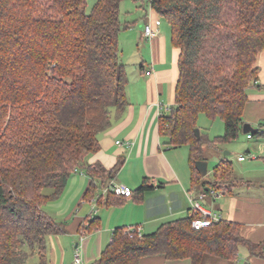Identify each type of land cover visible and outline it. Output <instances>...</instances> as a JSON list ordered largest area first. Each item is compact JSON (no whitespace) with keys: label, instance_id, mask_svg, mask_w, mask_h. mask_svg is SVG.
<instances>
[{"label":"trees","instance_id":"obj_1","mask_svg":"<svg viewBox=\"0 0 264 264\" xmlns=\"http://www.w3.org/2000/svg\"><path fill=\"white\" fill-rule=\"evenodd\" d=\"M123 1L97 0L87 12V0H0V264H29L36 255L46 264L47 237L66 227L44 206L61 198L82 165L93 178L88 201L96 196V180L105 183L122 165L86 163L129 103L120 48L128 27ZM149 6L169 23L179 50L175 103L160 116L161 132L170 145L190 147L194 188L231 195L250 182L236 174L231 159L216 164L212 180L196 161L208 160L205 144L220 149L243 131L247 90L259 79L264 50V0H149ZM201 112L222 118L224 134L198 137ZM247 134L259 138L264 131L259 126ZM151 187L145 178L136 191ZM197 216L191 209L142 235L117 227L91 264H139L152 255L191 264H203L207 255L234 261L244 246L264 255V242L242 236L239 223L221 219L197 229ZM95 220L82 230L97 227Z\"/></svg>","mask_w":264,"mask_h":264},{"label":"crops","instance_id":"obj_2","mask_svg":"<svg viewBox=\"0 0 264 264\" xmlns=\"http://www.w3.org/2000/svg\"><path fill=\"white\" fill-rule=\"evenodd\" d=\"M139 23L141 31L134 30L132 40L147 41L149 52L144 59L138 60L139 67L133 75L127 69L129 103L121 116L113 118L111 127L100 134V149L89 155L86 163L99 162L107 169L120 161L122 165L105 183L96 180L98 189L92 201L84 199L93 178L82 165L69 178L65 194L59 201L44 206L52 217L65 222L66 227L64 233L47 237L46 264H75L76 247L83 255L84 264H91L110 243L117 227L139 226L142 234L150 233L162 222L185 216L192 209V201L221 213L223 219L239 223L242 236L253 243L264 242V178H245L250 182L237 186L231 195L194 188L190 147L183 148L186 144L172 146L162 134L160 116L168 113L175 103L179 50L172 44L169 23L155 10ZM146 23L154 28V36H146ZM258 65L259 79L247 90L249 101L244 121L264 131V50L258 56ZM261 137L253 139L258 141ZM217 156L220 160L223 158L219 152ZM145 178L152 187L142 195L136 189ZM112 182L130 186L134 195L127 198L110 195L106 189ZM95 218L93 223L97 227L83 231L84 225L91 224L88 220ZM241 250L237 259L229 264H240L246 259L245 264H264V255H252L246 246ZM32 259L29 264H38L40 260L37 255ZM186 261L191 264L190 259L168 260L163 255H152L142 258L139 264H186Z\"/></svg>","mask_w":264,"mask_h":264},{"label":"rangeland","instance_id":"obj_3","mask_svg":"<svg viewBox=\"0 0 264 264\" xmlns=\"http://www.w3.org/2000/svg\"><path fill=\"white\" fill-rule=\"evenodd\" d=\"M96 2L97 0H87V12L92 11ZM150 13L151 8L149 6V0H124L122 2L121 20L123 25H127L128 27L123 29L120 35L121 59L126 64L131 75H133L136 68L139 67L140 62H138V60L141 61L144 59V56L149 52L148 48L146 50V45L148 47L147 41L136 40L134 42L131 36L136 33L134 30H138V32L141 31V24L139 21H141L145 16H148ZM197 128L200 129L201 133L207 135L210 139H213L218 135L224 134L225 123L220 117L212 118L206 113L201 112L198 116ZM183 148L188 149L189 147L188 145H185ZM205 151L207 157L209 158V172L206 175L208 179H213L214 168L220 160L217 153L219 152V155L221 156L220 158H222L225 156L227 151L230 153L226 154V157L233 161V166L238 176L255 180L264 178V136L258 141H255L253 138H248L247 133L241 132L236 140L221 143L220 149L210 146L208 143L205 144ZM186 152L189 153L187 150ZM240 155H244L246 159L244 161H239L238 156ZM242 185H246V183H242ZM63 194H65V191ZM58 201L59 200L52 202ZM50 212L54 214V211L51 210V208ZM242 250L241 253L243 252ZM32 260L30 259L29 263ZM246 260L242 263L240 262V264H245ZM186 262V264H190L188 261ZM231 262L232 261L221 257L207 255L203 264H229Z\"/></svg>","mask_w":264,"mask_h":264},{"label":"built area","instance_id":"obj_4","mask_svg":"<svg viewBox=\"0 0 264 264\" xmlns=\"http://www.w3.org/2000/svg\"><path fill=\"white\" fill-rule=\"evenodd\" d=\"M145 34L147 37H152L155 35V30L152 27L150 23H146L144 26ZM147 73H150V71H147ZM249 138H252L251 134H247ZM117 143H120V141H117ZM246 157L244 155L239 156V160H244ZM106 191H111L115 193L116 195L121 196H131L133 195V189L130 186H127L125 184H118L112 182L110 186L107 187ZM192 209L195 212H200V216H197L193 218L192 220V226L194 228L200 229L202 227L208 226L212 224L214 221H219L223 219V216L219 212H213L210 210L205 209L202 204L198 201H192ZM128 233L130 236H133L135 233L138 235H142L141 228L139 226H134L128 228ZM76 252L74 255V263L75 264H84L83 255L78 247H76Z\"/></svg>","mask_w":264,"mask_h":264},{"label":"water","instance_id":"obj_5","mask_svg":"<svg viewBox=\"0 0 264 264\" xmlns=\"http://www.w3.org/2000/svg\"><path fill=\"white\" fill-rule=\"evenodd\" d=\"M254 128L250 123H245L243 125V132L248 133L250 131H252ZM195 133L198 137H200V129L199 128H195ZM230 153L229 151H227L225 154ZM208 160L207 159H200L196 161V168L198 169V171L200 172V174L202 176H206L208 174Z\"/></svg>","mask_w":264,"mask_h":264}]
</instances>
